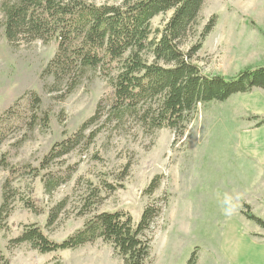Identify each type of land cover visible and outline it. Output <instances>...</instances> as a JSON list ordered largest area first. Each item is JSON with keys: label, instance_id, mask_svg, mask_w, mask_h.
Instances as JSON below:
<instances>
[{"label": "rangeland", "instance_id": "obj_1", "mask_svg": "<svg viewBox=\"0 0 264 264\" xmlns=\"http://www.w3.org/2000/svg\"><path fill=\"white\" fill-rule=\"evenodd\" d=\"M3 1L0 115L33 91L41 96L40 109L46 111L49 121L33 132L23 127L6 140L0 146V160L4 156L10 166L37 168L54 143L76 132L94 114L111 88L100 71H91L66 98H60L61 92L50 93L46 84L52 78H42L41 73L55 55L57 43L9 44L2 26ZM214 14L216 25L195 57L202 73L234 78L247 68L264 67V0H207L201 11L202 23ZM164 18L155 17L152 27L161 26ZM257 107L264 108V88L237 93L222 102L200 103L180 137L172 129L147 132L130 116L106 120L104 110V118L91 127L101 128L92 144L81 145L64 157L63 167H77L67 183L50 195L44 191L41 176L27 174L12 183L8 189L10 216L0 228V264H124L102 238L45 253L29 242L16 244L12 240L26 226L35 224L49 238L61 242L104 211L123 210L137 223L148 205L161 209L145 232L151 241L149 264H190L192 258L194 264H255L253 259L264 254L257 247L248 256L247 244L264 240V217L246 204L240 205L242 216L228 189L239 186L241 170L247 164L252 166L243 157L246 152L240 133L245 121L256 125L262 119L248 112ZM21 139L26 140L21 143ZM51 168L56 169V164ZM8 174L0 165V206ZM154 181L158 184L150 193L146 189ZM27 201L40 212L26 207ZM63 201L66 204L58 218L47 226L49 212ZM248 214L263 221V225L257 223L261 233L253 230L250 220L254 219Z\"/></svg>", "mask_w": 264, "mask_h": 264}, {"label": "trees", "instance_id": "obj_2", "mask_svg": "<svg viewBox=\"0 0 264 264\" xmlns=\"http://www.w3.org/2000/svg\"><path fill=\"white\" fill-rule=\"evenodd\" d=\"M206 1L2 2V26L9 44L37 40L57 43L55 55L41 73L42 78H52L46 84L50 93L61 92L60 98H66L91 71H100L108 79L111 90L76 132L52 145L39 167L10 166L4 156L1 158L0 165L9 174L0 206V228L5 226L11 212L8 189H12V183L18 178L27 174L41 176L44 191L49 195L72 178L77 167H63L62 161L81 145L92 144L101 128L91 130V127L104 118V110L106 120L130 116L147 132L172 129L180 137L198 104L222 102L234 94L264 88L262 66L247 68L234 78H227L205 75L195 63L197 52L217 21L214 14L202 23L201 11ZM160 15L165 16L163 24L153 28L152 20ZM41 103V96L29 91L0 115V146L23 127L33 132L37 126L48 124L49 115L40 109ZM263 122L264 118L258 124ZM52 164L57 168H51ZM157 184L154 181L146 190L152 193ZM65 204L61 202L49 212L47 226L55 222ZM25 205L40 212L32 201ZM160 212L159 207L148 205L137 223L123 210L100 212L61 242L49 238L40 226L29 225L12 242H29L34 249L45 253L77 248L102 238L113 246L124 264H149L151 241L145 232ZM248 215L263 225L260 218ZM190 264H194V258Z\"/></svg>", "mask_w": 264, "mask_h": 264}, {"label": "crops", "instance_id": "obj_3", "mask_svg": "<svg viewBox=\"0 0 264 264\" xmlns=\"http://www.w3.org/2000/svg\"><path fill=\"white\" fill-rule=\"evenodd\" d=\"M253 94L254 97L256 93ZM248 112L249 114H255L253 116L257 115L264 118V108H253ZM258 123L255 125L254 122L245 121L241 126L240 143L246 152L243 157L247 158L252 163V166L247 164V167L241 170L239 186L228 189L233 195L232 200L235 201L233 202L234 207L239 210L242 216L244 214L241 212L240 205L246 204L255 212L254 214L264 217V122L262 124ZM250 221L253 224V230L261 233L257 222L254 220ZM260 242L264 243V240ZM260 242L248 241V256L251 255L250 250L252 248L257 249V247H260L261 254H264V244H260ZM253 262L255 264H264V255H259L257 260L253 259Z\"/></svg>", "mask_w": 264, "mask_h": 264}]
</instances>
